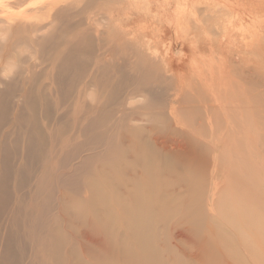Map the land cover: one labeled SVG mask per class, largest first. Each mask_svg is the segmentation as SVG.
I'll return each instance as SVG.
<instances>
[{"label":"bare ground","instance_id":"obj_1","mask_svg":"<svg viewBox=\"0 0 264 264\" xmlns=\"http://www.w3.org/2000/svg\"><path fill=\"white\" fill-rule=\"evenodd\" d=\"M0 264H264V0H0Z\"/></svg>","mask_w":264,"mask_h":264},{"label":"rangeland","instance_id":"obj_2","mask_svg":"<svg viewBox=\"0 0 264 264\" xmlns=\"http://www.w3.org/2000/svg\"><path fill=\"white\" fill-rule=\"evenodd\" d=\"M63 107H67V108L65 109V108H63ZM63 107L60 106V108L58 109V103H55V104H54V108H55V111H56V112L59 113V111H60V114L63 113L64 115H68V114H70V112H71V108H70V106L64 105ZM69 121H70V120H69ZM70 122H71V121H70Z\"/></svg>","mask_w":264,"mask_h":264}]
</instances>
